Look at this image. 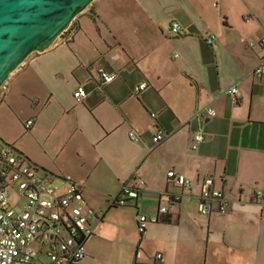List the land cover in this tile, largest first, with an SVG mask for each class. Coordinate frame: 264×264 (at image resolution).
Listing matches in <instances>:
<instances>
[{
  "label": "crops",
  "instance_id": "crops-1",
  "mask_svg": "<svg viewBox=\"0 0 264 264\" xmlns=\"http://www.w3.org/2000/svg\"><path fill=\"white\" fill-rule=\"evenodd\" d=\"M263 37L264 0H94L68 35L9 77L0 141L51 181L66 176L81 187L99 220L83 264H264V202L253 199L264 191V76L253 73ZM100 68L117 77L95 91ZM78 87L89 92L80 104ZM157 127L168 137L155 146ZM199 130L205 139L192 149ZM171 170L191 190L171 183ZM206 176L225 191L228 214L199 212ZM126 185L138 198L110 208ZM161 205L169 222L141 234L138 216Z\"/></svg>",
  "mask_w": 264,
  "mask_h": 264
},
{
  "label": "built area",
  "instance_id": "built-area-1",
  "mask_svg": "<svg viewBox=\"0 0 264 264\" xmlns=\"http://www.w3.org/2000/svg\"><path fill=\"white\" fill-rule=\"evenodd\" d=\"M170 30L173 35H178L180 25L173 22ZM69 32L70 27L61 37ZM215 39V35H210L205 41L211 45ZM261 44L264 46V37ZM253 73L264 76V57L255 66ZM98 74L99 82L94 84L95 91L117 77V74L108 73L103 68L99 69ZM3 87L0 89V96ZM147 87L148 84L142 82L136 91ZM231 91L237 93L238 90L233 87ZM88 95L89 92L84 87H78L73 92V99L80 104ZM206 113L215 115L213 109H207ZM201 115L196 113L194 118L199 120ZM151 116L155 117V114ZM32 124L33 120H28L26 127L30 128ZM128 136L134 142L140 141V136L133 129ZM167 137L168 132L157 127L151 141L157 146ZM204 139L201 130L196 132L193 135L192 149H197ZM47 175L22 153L0 141V264H83L85 244L93 235L94 222L99 221L98 217L88 208L81 187L72 178L63 176L54 182ZM168 179L182 190L192 188L189 180L173 170L168 172ZM138 190L125 186L121 194L109 202V206H129L130 202H135L138 198ZM179 198L177 194L172 196L173 201H178ZM253 199L264 202V191H254ZM17 204L20 209L15 208ZM230 209L225 191L215 186L212 176H206L199 193V212L209 217L215 212L226 215ZM167 212L168 209L161 205L155 215H139L138 231L144 233L150 223L159 222ZM34 243L40 244L38 251L34 249ZM42 257H47L50 263L43 261ZM155 259L161 262L162 254H156Z\"/></svg>",
  "mask_w": 264,
  "mask_h": 264
},
{
  "label": "water",
  "instance_id": "water-1",
  "mask_svg": "<svg viewBox=\"0 0 264 264\" xmlns=\"http://www.w3.org/2000/svg\"><path fill=\"white\" fill-rule=\"evenodd\" d=\"M94 0H0V89L33 53L49 49Z\"/></svg>",
  "mask_w": 264,
  "mask_h": 264
},
{
  "label": "rangeland",
  "instance_id": "rangeland-1",
  "mask_svg": "<svg viewBox=\"0 0 264 264\" xmlns=\"http://www.w3.org/2000/svg\"><path fill=\"white\" fill-rule=\"evenodd\" d=\"M90 6H91V5H90ZM90 6H89V7H90ZM89 7H88V8H89ZM88 8H87V9H88ZM87 9H86V10H87ZM73 22H74V21H73ZM73 22H72V23H73ZM71 25H72V24H71ZM126 186H127V185H126ZM176 187H177V186H176ZM178 188H180V187H178ZM177 195H179L180 198H181L182 193H177ZM180 198H179V200H180ZM111 200H112V199H111ZM168 200L170 201L169 203H172V201H173V200H172V196H170V198H168ZM179 200H178V201H179ZM13 206H14V205H13ZM87 206H88V208L90 207L89 205H87ZM130 206L132 207L133 205H130ZM165 207L167 208V206H165ZM15 208H16V209H20V205H18V204L15 205ZM167 209H168V208H167ZM33 247H34V249H35L36 251H38V250L40 249V244H39V243H34V244H33ZM48 250H49V249H47V251H48ZM59 251H60V250H59ZM42 259H43V261H45L46 263H50V261H49V259H48L47 257H42Z\"/></svg>",
  "mask_w": 264,
  "mask_h": 264
},
{
  "label": "trees",
  "instance_id": "trees-1",
  "mask_svg": "<svg viewBox=\"0 0 264 264\" xmlns=\"http://www.w3.org/2000/svg\"><path fill=\"white\" fill-rule=\"evenodd\" d=\"M113 207H117V206H111L110 208H113ZM166 222V221H168V220H163L162 218H161V220L159 221V222ZM169 222V221H168Z\"/></svg>",
  "mask_w": 264,
  "mask_h": 264
}]
</instances>
